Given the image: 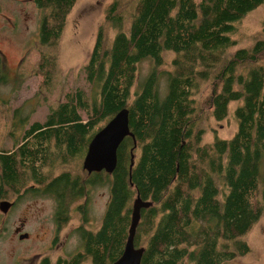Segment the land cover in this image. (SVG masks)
I'll list each match as a JSON object with an SVG mask.
<instances>
[{
  "label": "trees",
  "instance_id": "16d2710c",
  "mask_svg": "<svg viewBox=\"0 0 264 264\" xmlns=\"http://www.w3.org/2000/svg\"><path fill=\"white\" fill-rule=\"evenodd\" d=\"M34 1L41 11L34 72L39 85L51 90L61 81L58 41L78 0ZM263 2L111 0L105 5L82 66L91 88L66 90L42 121L27 124L30 114L15 118L12 124L22 127L19 139L12 150L0 148V177L9 186L21 188L31 175L41 182L45 174L68 170L71 174L57 175L55 185L66 187L62 195L71 194L73 201L85 190L91 201L96 186L108 189L98 228L77 229V248L53 262L45 254L39 264L114 261L137 197L145 204L134 235V245L144 248L139 264H222L249 252L245 236L264 218L259 170L264 160V17L248 43L237 45L234 35L239 22ZM166 51H172L170 68L158 72ZM145 58L152 63L132 92ZM6 80L0 52V85ZM231 101H237L233 108ZM123 107L132 135L120 142L115 168L88 173L82 161L91 137ZM229 109L234 131L226 137L213 131L205 140L210 117L223 120ZM89 201L93 212H84L94 226L98 220ZM83 203L77 204L79 210Z\"/></svg>",
  "mask_w": 264,
  "mask_h": 264
},
{
  "label": "rangeland",
  "instance_id": "374dc122",
  "mask_svg": "<svg viewBox=\"0 0 264 264\" xmlns=\"http://www.w3.org/2000/svg\"><path fill=\"white\" fill-rule=\"evenodd\" d=\"M110 1L78 0L68 16L66 27L58 41L59 81H61L57 82L50 90L39 85L40 76L34 72L39 59L40 9L33 0H0V52L7 77L6 82L0 85V148L11 149L14 146V141L19 139L22 127L12 124L15 118L19 120L24 114H30L27 124L34 120L42 121L48 107L57 100H62L66 90L74 87H83L86 90L91 88L82 66L91 50L96 26L102 17L104 7ZM263 17L264 2L251 10L239 22L238 32L234 35L237 38V45L240 46L250 41L248 36L261 27ZM171 56L172 51L165 52L164 62L158 67V72H165L170 68ZM151 63L152 61L148 58L140 62L132 92L138 87L141 75L148 70ZM161 77V90H164L165 77L164 75ZM206 90L207 85L202 89L200 95H204ZM236 104L237 101L230 103L232 108ZM209 123L212 129L210 130L208 127L205 140L211 139L213 131L226 137L236 127L231 109H229L227 118L217 121L210 117ZM135 153H138V149L135 150ZM259 166L260 173L264 175V160ZM263 184L264 182H261V186ZM91 193V197H94L95 219L98 220L94 226L98 228L108 199V189L105 186H96ZM12 198L17 197L14 194ZM20 200L22 206L29 202L24 198ZM78 212L73 208L67 222L70 224V228L82 222ZM36 221V214L31 211L27 223ZM12 223L14 222L10 220L9 224ZM23 231L24 229L19 230V232ZM78 234L77 229L63 227L57 234V240L46 247H44L45 241L34 238L24 241V238H19L16 233L14 235L2 234L0 235V264H37L39 258L45 254H49L51 262H53L57 255H66L80 245ZM245 239L250 245L249 252L243 256L226 260L222 264L264 263V218H261L251 228ZM65 248L68 250L62 254L65 252ZM83 264L92 263L85 261Z\"/></svg>",
  "mask_w": 264,
  "mask_h": 264
},
{
  "label": "flooded vegetation",
  "instance_id": "af4514ba",
  "mask_svg": "<svg viewBox=\"0 0 264 264\" xmlns=\"http://www.w3.org/2000/svg\"><path fill=\"white\" fill-rule=\"evenodd\" d=\"M33 2L35 3L34 0ZM33 149L34 151L39 150L38 147ZM10 150H12V148ZM11 156H15V151H13ZM63 171L68 170L45 174L44 179H42L41 182L34 179L31 175L25 179V182H22L24 185L21 188H16L15 185L14 187L9 186L7 181L0 177V201L6 200L9 202V205L5 210L0 207V235L8 233L14 235V233H16L19 238H24V241H28L30 238L45 241L46 244L44 247H46L57 240V234L63 227L74 230L87 229L88 227L96 228L95 226L90 225L91 222H88V214L87 212H84L85 209H93L87 207L89 200L88 198L86 199V190L81 198L77 196L73 201L71 194L62 195V193L67 191L66 187L62 190H59L56 187L55 184L60 179L57 175ZM68 172L71 174L70 171ZM47 181L48 183H46ZM3 182L5 183L4 185ZM14 194L17 197L15 199L12 198ZM21 198L29 200L28 204L22 206ZM13 201H15V203H13ZM82 201L84 203L79 210L77 204ZM89 202L91 206L94 205L93 199ZM73 208L79 211L78 213L82 222L70 228V224L67 222L71 216ZM65 209H67V213L64 211ZM31 211L36 214L37 221L35 223H27ZM10 220L14 223L9 224ZM15 223L17 224L14 225ZM20 229H24V231L19 232ZM78 237L80 238L79 234ZM67 250L68 249L65 248V252L62 254H65ZM43 256L39 258L37 264L40 263Z\"/></svg>",
  "mask_w": 264,
  "mask_h": 264
},
{
  "label": "water",
  "instance_id": "95a60500",
  "mask_svg": "<svg viewBox=\"0 0 264 264\" xmlns=\"http://www.w3.org/2000/svg\"><path fill=\"white\" fill-rule=\"evenodd\" d=\"M132 135L129 128L128 109L118 110L106 123L91 137L82 166L91 172L104 169L111 172L117 162V148L125 136ZM9 205L6 200L0 201V207L5 210ZM145 204L137 197L133 202V211L128 235L118 258L108 264H139L143 246L134 245L136 225L139 220V209Z\"/></svg>",
  "mask_w": 264,
  "mask_h": 264
},
{
  "label": "bare ground",
  "instance_id": "6f19581e",
  "mask_svg": "<svg viewBox=\"0 0 264 264\" xmlns=\"http://www.w3.org/2000/svg\"><path fill=\"white\" fill-rule=\"evenodd\" d=\"M101 170H104V169H101ZM101 170H98V171H101Z\"/></svg>",
  "mask_w": 264,
  "mask_h": 264
}]
</instances>
